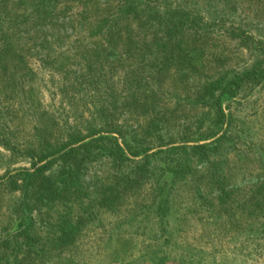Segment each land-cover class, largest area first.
Listing matches in <instances>:
<instances>
[{"label":"rangeland","instance_id":"rangeland-1","mask_svg":"<svg viewBox=\"0 0 264 264\" xmlns=\"http://www.w3.org/2000/svg\"><path fill=\"white\" fill-rule=\"evenodd\" d=\"M120 1H61L45 21L23 18L34 10L24 2L15 22L2 3L0 35L22 50L31 96L10 108L15 122L0 106V264H264V80L242 81L221 99L227 121L220 129L215 110L197 99L205 82L228 72H264V0H147L161 12L165 3L191 9L210 24L182 32L191 69L182 74L173 66L171 76L139 93L128 80L138 76L140 54L148 71L155 54L135 35L119 34L128 21L118 19ZM246 33L253 39L240 37ZM7 60L13 85L15 56ZM146 102L150 108L141 106ZM153 103L165 131L153 127L160 122ZM25 106L36 115L29 118ZM37 121L41 130L27 149ZM108 123L121 128L108 136L147 147L150 156H134L141 150L131 145L123 163L83 152L66 163L58 155L39 161L45 143ZM218 130L225 140L217 150L212 138L203 139ZM13 132L14 149L1 143ZM184 138L212 146L206 158L188 152L191 170L175 175L170 166L183 155L167 148ZM39 167L44 180L27 187L19 173ZM69 168L73 175L64 174Z\"/></svg>","mask_w":264,"mask_h":264},{"label":"trees","instance_id":"trees-1","mask_svg":"<svg viewBox=\"0 0 264 264\" xmlns=\"http://www.w3.org/2000/svg\"><path fill=\"white\" fill-rule=\"evenodd\" d=\"M67 5L71 0H0V17H3L4 9H2V3L8 2L10 4V9H13V14H11V19L13 22L16 21L18 16H16V10L24 2L30 3L31 6H33V9L28 14L22 16L23 18H30L33 17L35 14L38 15L39 20L45 21L48 19V17L51 16V8H56L60 3ZM90 1V0H87ZM149 1V0H148ZM119 10V20H128L126 21V24L124 25L123 29H119V34L122 35L124 38L128 39L129 35H135L139 38V44L142 45L146 49H152L154 51L153 54L155 58V66L150 68L149 71L144 66V54H140V58L142 60V64H139V71L138 76L135 77L132 80H128L129 84V90L132 92L135 91L139 93L142 91V88H146L150 91L154 87V84L158 86V82L161 81L166 75H170V71L176 67L175 69L178 70V72H181L182 74L185 72V68L191 69L193 67V61L190 56V51L186 50V47L184 46V38L182 35V32L185 30V28H189V26L198 27V23H204L205 25L210 24L209 20L207 18H198L197 12L195 13L191 9H183V8H172L169 3H165L164 9L161 12L159 8H155L152 6V4L147 3V0H122L120 1ZM6 7V6H5ZM50 7V8H49ZM40 12V15L37 13ZM199 12V11H198ZM201 12V11H200ZM15 14V15H14ZM199 15V14H198ZM133 16L134 18H129ZM9 17V16H8ZM21 17V16H20ZM139 20V21H136ZM143 26L150 27L151 36H149L146 31L143 29ZM143 29V30H142ZM3 33H1V45H0V106L4 109L9 110L8 116L10 117V122H15L17 115H15L13 112H11V107H17V101L22 102V100L26 97H30V94L26 95L27 86H25L26 78L31 70L27 65V61H23L22 56V50H15L13 49L14 46L11 42L6 40L8 37H2ZM239 36V35H238ZM244 40H250L252 36L249 33L244 34V36H240ZM136 43V42H135ZM137 44V43H136ZM156 51V52H155ZM15 56V60L13 63V69L17 70L14 74V83L13 85L10 84L8 81V77L11 76V73L9 72V65L11 64L7 59ZM24 56V55H23ZM16 60H18L16 62ZM161 61V62H160ZM49 62V61H48ZM47 62V64H48ZM56 63V62H55ZM24 64V65H23ZM174 66V67H173ZM27 67V68H26ZM26 70V72L21 73L22 70ZM56 69H58V64L56 65ZM105 69V66L101 67V70L103 71ZM250 70L245 69V71L241 72H228L226 75L223 76L220 79H214L211 83L205 82L202 85L203 92L198 95L197 99H203V104L205 106H209L211 109H214L216 112V117L214 119V126L220 127L225 125L227 121V115L225 111L222 108V101L221 99L224 96L232 95L235 93L236 88L240 86V83L246 80H250L253 82L259 83V81L264 80V72H258L254 69L251 70V68H248ZM101 72V71H100ZM102 73V72H101ZM181 74V75H182ZM19 76L17 79L16 77ZM103 78L105 77V74H103ZM163 76V77H162ZM226 77L228 79L225 81ZM30 88V87H29ZM66 88V87H65ZM141 89V90H140ZM17 92V94L15 93ZM31 92V91H29ZM2 103V105H1ZM23 103H20L19 106L21 108ZM151 104V102H150ZM141 106L150 108L149 103H143ZM157 103H153L151 105V111L157 112V119H159L160 122L154 123L155 130L159 131H165L166 128L169 126L165 125V121L163 117L161 118L159 113L160 111L157 110ZM23 109V108H22ZM147 110V109H146ZM7 111V110H6ZM23 111V110H22ZM28 111V112H27ZM31 111V112H30ZM17 113V110L15 111ZM26 112L27 116L31 118V113L36 115L35 110H28L26 106L24 107L23 113ZM8 113V112H7ZM25 115V114H24ZM40 115V114H39ZM38 115V116H39ZM22 117V116H21ZM31 120V119H30ZM164 122H161V121ZM201 121L203 122L204 119L201 118ZM40 121L36 122L34 126L31 127V139L30 141L25 142L23 145L25 147H28L27 149L31 148L34 144V136L38 135L41 127L39 126ZM104 128H96L94 126H91L88 130V133L86 135H82L80 132H73L69 134L67 137V140H59L57 142H47L44 144V147L40 149V154L37 155L39 161H43L46 159H51L52 157H56L58 155L59 159L63 161V163H66L68 160H70L72 157H76L78 153L83 152L87 153V156H85V159H88V157L96 156L99 154H102V156L106 158H111L113 161L118 163H123L125 161H130V157L127 155V151H132L131 145L127 139L124 140L123 146L118 142L117 139L114 137L108 136L106 133H116L119 132L120 134V126H117V124L114 123H108L106 126H103ZM221 130H218L213 134L210 133L208 136H206L203 140L208 141L210 138L213 139V146L217 150L224 145V132L220 134ZM13 138H3V145H6L7 147L16 148V145H11L13 140H17L18 134L11 135ZM88 136L91 137L89 142H85V140L88 138ZM173 136H171L172 139ZM124 139V138H123ZM185 140V141H184ZM179 145H172L169 146V141L166 142L170 143L167 146V151H175L176 149L181 150V153L183 155L182 158H179L177 161L175 160L173 164L170 166V171L173 172L175 175L179 173L181 170H191V157L188 156L189 153H197L199 152V157L206 158V154H208L209 148H211L212 145L209 144H192L189 142L188 139L184 138ZM133 141V140H132ZM184 142V143H182ZM93 144V145H92ZM192 144V145H190ZM140 149V152H133L134 156H139L140 153H146L148 156V148H143L144 146H134ZM99 147L98 151L93 150ZM126 149H125V148ZM34 151V150H33ZM165 151V152H167ZM96 153V154H95ZM95 154V155H94ZM150 156V155H149ZM148 156V157H149ZM34 157V156H33ZM78 157V156H77ZM109 158V159H110ZM84 159V160H85ZM93 159V158H92ZM83 160V161H84ZM90 160V159H89ZM50 163L47 162V165ZM44 167L37 168L34 172H30L29 170H25L24 172L19 173V176L24 175L28 180V186H30L31 181L33 183L35 182V179L38 177H41V180H44L43 174ZM68 171H64V174H71V168L67 169ZM73 175V173L71 174ZM183 175V174H181ZM158 181V180H157ZM174 182V179L172 180ZM15 181L11 180L9 182L10 186H13ZM160 188H158L159 190ZM160 203H158V206ZM156 206L157 214L159 212L160 216V208ZM20 226L23 227L24 225V219L23 216L21 218V222L19 223ZM27 231V230H26ZM25 231V232H26ZM24 232V231H23Z\"/></svg>","mask_w":264,"mask_h":264}]
</instances>
